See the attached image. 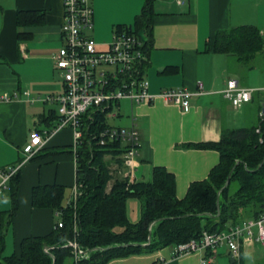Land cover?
<instances>
[{
  "label": "crops",
  "instance_id": "crops-1",
  "mask_svg": "<svg viewBox=\"0 0 264 264\" xmlns=\"http://www.w3.org/2000/svg\"><path fill=\"white\" fill-rule=\"evenodd\" d=\"M90 1L94 28L89 34L100 44L111 42L119 25H134L146 3ZM153 5V26L147 31L149 58L144 64L150 91L187 88L195 92L192 108L186 112L162 98L142 104L123 99L106 110V125L130 128L134 124L139 131L140 154L132 168V183L151 182L155 168L163 167L175 176L176 194L184 199L192 183L207 179L221 162L219 150L196 144L218 143L230 129L256 127L264 114V50L245 62L233 52L215 49L218 32L242 25L257 26L264 37V0H189L184 4L154 0ZM21 11L29 17L39 15L42 22L20 26ZM64 21L62 0H0V95L8 93L12 97L11 101H0V229L3 217L14 206L13 179L2 185V172L22 163L16 175L19 207L7 231V256L20 254L25 238L47 235L54 228L57 211L35 205L34 189L62 185L67 205L77 185L75 129H59L58 103L43 100L65 89L54 59L64 46ZM231 78L255 89L253 99L240 108L224 95ZM199 82L204 83V93H196ZM34 130L44 134L46 143L25 160L23 149ZM139 202L142 213L143 202ZM178 246L115 257L106 264H205L204 259L212 252L203 248L180 254ZM255 246L256 239L246 234L240 257L225 244L217 248L213 262L244 264L247 257H254Z\"/></svg>",
  "mask_w": 264,
  "mask_h": 264
},
{
  "label": "trees",
  "instance_id": "trees-1",
  "mask_svg": "<svg viewBox=\"0 0 264 264\" xmlns=\"http://www.w3.org/2000/svg\"><path fill=\"white\" fill-rule=\"evenodd\" d=\"M153 4L154 0H146L134 25L117 28L128 26L137 34L141 30L147 33L153 26ZM26 13H18L20 26L42 22L39 15L29 17ZM144 49L149 54V42L144 43ZM215 49L233 52L246 62L264 50V37L257 26L242 25L218 32ZM106 121V111L101 109L84 116L83 136L76 150L80 189L77 201L64 205L66 188L62 185L36 187L34 204L52 207L58 213L54 228L47 235L25 238L20 254L7 256V231L19 207L18 173L10 178L14 206L2 220L0 264H106L115 257L192 240L201 242L204 231L221 233L264 213V114L256 127L230 129L218 143L196 144L219 150L221 162L207 179L192 183L184 199L176 194L175 176L163 167L155 168L149 183H131L128 177H118L107 191L113 176L106 156L117 158L122 166L125 145L121 141L105 145L99 142ZM131 196L143 202L141 219L136 222L128 217L127 201ZM74 240L85 251L78 257L70 245Z\"/></svg>",
  "mask_w": 264,
  "mask_h": 264
},
{
  "label": "built area",
  "instance_id": "built-area-1",
  "mask_svg": "<svg viewBox=\"0 0 264 264\" xmlns=\"http://www.w3.org/2000/svg\"><path fill=\"white\" fill-rule=\"evenodd\" d=\"M187 1L189 0H177L179 4ZM62 2L65 12L62 26L64 46L56 53L54 59L55 68L61 73L65 89L63 93L47 95L43 100L58 103L60 115L58 128L67 126L74 128L77 145L83 136L84 116L91 110L106 111L109 108L112 110V107L123 99L142 104L162 98L168 103L180 106L186 112L191 110V98L195 92L187 88H170L159 93L150 91V81L143 69L149 57L144 49L145 42L134 29L128 26L116 28L112 41L100 44L89 34L94 28V8L91 1L62 0ZM198 88L196 93H204L203 82H199ZM254 91L255 89L241 86L237 79L231 78L224 95L235 107L240 108L253 99ZM11 100L12 97L8 93L0 95V101ZM115 141H121L125 145L124 163L130 173V175L128 173L130 181L132 168L134 169L135 160L140 154L139 131L134 124L130 128L107 126L100 134L99 142L105 145ZM45 143L46 137L43 133L32 131L30 140L23 149L25 160L37 154ZM21 165L22 163L11 166L2 172V185L18 172ZM79 194L80 189L76 185L71 201L76 202ZM246 234L250 239H257L264 245V213L258 219H250L221 233L204 231L201 242L192 240L180 244L177 251L181 254L209 248L212 252L208 259H204V263L214 264L217 248L225 244L235 257H240L242 239ZM70 245L75 248L77 257L85 253L76 241H71Z\"/></svg>",
  "mask_w": 264,
  "mask_h": 264
},
{
  "label": "rangeland",
  "instance_id": "rangeland-1",
  "mask_svg": "<svg viewBox=\"0 0 264 264\" xmlns=\"http://www.w3.org/2000/svg\"><path fill=\"white\" fill-rule=\"evenodd\" d=\"M109 68H112V67H109ZM121 157L124 159V155ZM106 158L109 159L111 162V171H112V176H113V178L111 179L110 185H108V188H107V191H110L112 185L115 183V180L118 177L120 178L128 177L129 178L128 176L129 172L126 168V165L123 164L121 166V164L117 161V158L112 157V155H107ZM139 200L140 199L137 196H131L128 198L127 211H128L129 220L131 222L139 221L141 219L142 213H141V204ZM117 230H121V229L118 227ZM255 231L257 233L258 229L256 228ZM255 247H256L255 248L256 252L254 254V257L253 256L247 257V260L245 261L244 264H264V245L256 239Z\"/></svg>",
  "mask_w": 264,
  "mask_h": 264
},
{
  "label": "water",
  "instance_id": "water-1",
  "mask_svg": "<svg viewBox=\"0 0 264 264\" xmlns=\"http://www.w3.org/2000/svg\"><path fill=\"white\" fill-rule=\"evenodd\" d=\"M139 36L142 38L143 42H147L148 39H149V37H148V35H147V33H146L145 30H141V31L139 32ZM263 106H264V105H263ZM263 113H264V107H263ZM230 180H231V177L228 178V181H227L226 186L230 183ZM54 264H56V261L54 262Z\"/></svg>",
  "mask_w": 264,
  "mask_h": 264
}]
</instances>
